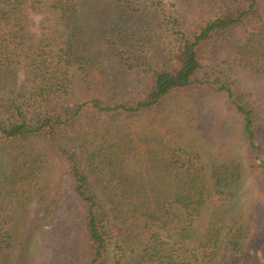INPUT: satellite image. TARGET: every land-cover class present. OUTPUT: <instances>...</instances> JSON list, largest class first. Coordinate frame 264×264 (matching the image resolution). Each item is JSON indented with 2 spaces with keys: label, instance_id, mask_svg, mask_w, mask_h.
I'll use <instances>...</instances> for the list:
<instances>
[{
  "label": "trees",
  "instance_id": "trees-1",
  "mask_svg": "<svg viewBox=\"0 0 264 264\" xmlns=\"http://www.w3.org/2000/svg\"><path fill=\"white\" fill-rule=\"evenodd\" d=\"M81 1L0 0V95L10 97L6 99L8 105H0V150L12 143L39 139L62 161L65 169L62 182L69 183L77 204L78 238L72 247L75 261L71 264H107L112 240L120 248L129 243L134 247L132 264H231L230 253L242 252L246 244L243 226L226 227L224 220L218 218L221 215L218 209L225 199L218 185L221 180L231 178L229 170H224L223 177L218 175L204 182L193 164L178 165L175 161L172 166H157L160 173L169 174L170 182L160 178L157 183L150 177L144 181L135 172L138 159L130 156V150L135 148L136 139V143L142 141L143 152L150 159L148 151L155 149L152 144L158 142L156 124L152 117L136 132L133 123L191 89L221 96L234 111L247 170L264 195V162L259 160L264 147L258 143L255 109L238 86L218 78L211 80L202 72L209 61L212 43L244 26V31L231 42L235 59L242 68L264 75V0H220L224 3L221 10L202 19L191 33L183 29L179 17L166 10L163 0H149L162 31L172 37L173 46L170 58L152 70L140 96L133 101L124 96L102 100L105 86L118 89L126 74L119 68L115 75L110 73L101 60L107 56L113 61V46L103 51L96 45L90 49V43L86 42L81 48L79 32L84 19ZM91 1L97 2L93 15H103L104 4L115 15V20L104 17L103 21L109 26L106 34L113 36L109 40L108 35L106 42L117 43L119 38L111 32L115 24L119 26L123 11L114 0ZM26 7L42 15L37 38H28ZM114 21V26H110ZM104 39L107 38L102 43ZM112 63L115 69L116 64ZM20 68L25 74L24 88L14 93L11 85ZM73 68L77 72L70 73ZM74 77L78 79L73 81ZM82 86L94 94L84 104L75 102V110L70 114L71 106L65 103L69 98L76 99V89ZM87 111L93 117L85 122L81 115ZM118 118L129 123L116 122ZM67 127L74 134L68 136ZM103 131L102 136L107 133L114 138L109 145L106 160L111 165L107 169L104 160L99 159L102 165L95 163L92 148ZM139 133H143L142 138ZM38 156L31 152L23 160L15 159L9 170L7 180L14 186L16 203L22 201L21 195L27 189L31 193L35 186L32 182L34 171L39 172ZM130 160L135 163L130 180L118 179L119 192L102 195L95 175L101 176L106 169V177L122 176L123 166L128 168ZM116 164H121L120 168ZM147 172L150 176V171ZM157 184L174 190V197L157 193ZM9 216L0 209V264H27L23 254L16 260L13 258L16 243L23 234L21 229L9 225ZM163 233H170L172 241L165 240ZM115 264H120V260H115Z\"/></svg>",
  "mask_w": 264,
  "mask_h": 264
},
{
  "label": "rangeland",
  "instance_id": "rangeland-1",
  "mask_svg": "<svg viewBox=\"0 0 264 264\" xmlns=\"http://www.w3.org/2000/svg\"><path fill=\"white\" fill-rule=\"evenodd\" d=\"M114 1L124 13L119 26L115 24V21L110 23V26L115 24V29L111 33L120 41L117 40V43L110 44L106 42L110 34H106L105 30L109 26L103 18H109L108 21L115 20V15L112 12L109 13L108 4L102 5L106 11L98 16L93 15L97 2L82 0L80 9L84 13L82 15L84 19L79 32V34L82 33L81 48H84L86 42L90 43V49L95 48L96 45L97 49L103 51L108 46H113L111 47L114 51L113 61H109L107 56L101 60L107 69L109 68L110 73L114 74V71L119 68L126 76L121 78L122 85L118 89L115 88L116 90L107 84L101 98L108 100L124 96L125 99L133 101L140 96L144 81L152 70L170 58L173 46L172 37L162 31V26L149 0ZM221 1L163 0L166 10L179 17L183 29L188 33H191L202 19L219 12L224 5ZM24 10L27 14L28 38H37L40 33L42 15L27 7ZM134 16L140 19L133 21ZM244 28V26L242 28L238 26L229 35L212 43L209 49L210 54H208L209 61L204 65L202 72H205L211 80L214 78L225 80L238 86L245 93L256 111L259 130L258 143L264 147V75H257L242 68L237 63L235 49L231 46V42L238 38ZM105 37L107 39H104L102 43ZM111 37L113 36L110 35L109 40L113 39ZM98 42H101L100 45H97ZM112 62L116 64L115 69ZM74 72L77 70L70 69V73ZM16 75L11 85L14 93L23 90L25 80V74L21 68ZM77 79L78 77L72 78L73 81ZM76 94L77 101L69 98L65 103L71 106L70 114L75 110V102L84 104L94 94V91H86L82 86L76 89ZM8 97L7 94L0 95L1 106L8 105L6 100ZM81 116L85 122L93 117L88 111L83 112ZM152 117L156 124L158 142L152 144L155 149L148 151L150 159L145 156L146 151L143 152L144 142L140 141L141 145L136 143V139L135 148L130 150V156L138 160L136 164L130 160L131 163L127 164L128 168L123 166L122 176H104L106 169L111 165H107L106 159L109 155V145L113 143L114 138L107 133L102 136L105 132L103 131L94 140L92 148L95 163L107 165L101 176L98 173L95 175L100 187L99 192L102 195L118 193L120 189L118 179L119 181L130 180L134 164L135 172L138 171L144 181L150 177L157 183L160 182L158 181L160 178H166L169 182L172 180L169 174L160 173L158 167L172 166L175 161L178 165L185 162L193 164V168L199 171L204 182L218 175L223 177L224 170L226 172L229 170L231 178L221 180L218 185L219 190L223 192L222 196L225 197L222 204L219 202L218 210L221 215L218 218L224 220L226 227L243 226L242 231L246 244V247L241 249L243 253L241 251L230 253L231 264H264V195L259 191L247 170L242 134L231 106L227 105L224 99L217 94L191 89L185 93H179L149 115L137 118L133 123L136 126L133 130L138 132L137 129H141L140 126L146 124ZM115 121L129 123L128 120L120 118ZM66 133L68 136L74 134L71 127H67ZM139 134L142 138L143 133ZM164 139L168 142L164 143ZM31 152L39 154L37 160L40 161L39 172L34 171L35 181L32 185L35 186L30 190L31 193L28 189L26 190L27 186H25L26 194H22V201L16 203L13 193L14 186H11L7 180L10 176L9 170L15 159L23 160L22 157H26ZM99 159L104 160V163ZM259 160L264 162V153ZM148 164L150 166H147ZM152 165L158 166L157 169ZM120 166L121 164H116L117 169ZM64 170V165L57 154L39 139L32 138L12 143L0 150V209L10 214L9 225L21 229L23 234L13 252L15 260L23 254L27 264H71L72 247L78 238L75 223L77 204L69 183L62 182L61 177H65ZM216 170H219V173ZM156 191L159 194H165L167 198H173L175 195L174 190L169 187L164 188L160 184H157ZM213 199H215L214 196ZM246 230L250 231L247 233ZM170 233H163L165 240L172 241V236H168ZM133 248L130 243L126 247L123 244L120 248L113 240L110 241L108 246L110 260L107 264H115V260H120V264H128L130 261V264L134 263L131 260L135 256Z\"/></svg>",
  "mask_w": 264,
  "mask_h": 264
}]
</instances>
